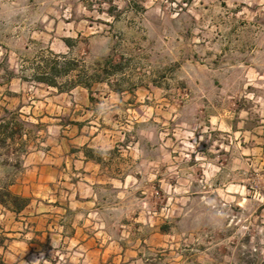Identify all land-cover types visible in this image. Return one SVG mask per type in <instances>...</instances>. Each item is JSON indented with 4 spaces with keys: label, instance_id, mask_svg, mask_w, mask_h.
I'll return each mask as SVG.
<instances>
[{
    "label": "rangeland",
    "instance_id": "1",
    "mask_svg": "<svg viewBox=\"0 0 264 264\" xmlns=\"http://www.w3.org/2000/svg\"><path fill=\"white\" fill-rule=\"evenodd\" d=\"M4 264H264V0H0Z\"/></svg>",
    "mask_w": 264,
    "mask_h": 264
},
{
    "label": "trees",
    "instance_id": "2",
    "mask_svg": "<svg viewBox=\"0 0 264 264\" xmlns=\"http://www.w3.org/2000/svg\"><path fill=\"white\" fill-rule=\"evenodd\" d=\"M0 264H4V263H2V261L0 260Z\"/></svg>",
    "mask_w": 264,
    "mask_h": 264
}]
</instances>
